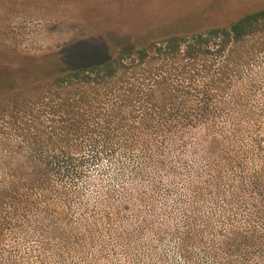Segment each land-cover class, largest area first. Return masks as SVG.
I'll return each mask as SVG.
<instances>
[{
  "label": "trees",
  "instance_id": "trees-1",
  "mask_svg": "<svg viewBox=\"0 0 264 264\" xmlns=\"http://www.w3.org/2000/svg\"><path fill=\"white\" fill-rule=\"evenodd\" d=\"M19 64L0 75V95L20 85L17 77L45 81L37 105L19 110L24 119L0 110V264H32L34 246L22 247L32 237L48 251L49 217L72 216L67 183L102 151H142L189 127L204 129L197 157L208 168L188 186L189 232L199 235V226H190L206 204L203 224H212L219 208L220 226L231 233L224 254L200 238L221 264L236 257V234L248 240L245 253L264 247V7L225 26L160 32L139 44L104 42ZM11 129L24 145L13 142ZM234 207L246 221L242 236ZM64 230L54 238L63 246Z\"/></svg>",
  "mask_w": 264,
  "mask_h": 264
},
{
  "label": "rangeland",
  "instance_id": "rangeland-1",
  "mask_svg": "<svg viewBox=\"0 0 264 264\" xmlns=\"http://www.w3.org/2000/svg\"><path fill=\"white\" fill-rule=\"evenodd\" d=\"M262 7L264 0H0V75L18 63L80 53L104 42L139 44L160 32L229 25ZM17 79L20 85L0 95V110H17L14 114L21 120L19 110L37 105L45 80ZM15 92L22 94L9 98ZM203 130L186 128L142 151H102L67 183L73 193L72 216L49 217L54 229L48 230V251L41 250L36 237L28 247L22 246L26 250L34 246L32 264H221L202 244L205 239L225 253L222 242L231 233L220 226V209L212 210V224H203L210 207L201 204L198 221L190 226H199L197 236V228L189 232L185 225L189 213L184 206L192 199L188 186L197 176L208 174L207 165L197 157ZM8 131L13 142L24 145L16 131ZM235 207L233 224L241 235L246 221L242 209ZM60 226L68 228L64 246L54 240ZM234 238L237 255L224 264H264V247L245 253L248 240L243 244L240 236ZM41 255L46 257L44 263L38 261Z\"/></svg>",
  "mask_w": 264,
  "mask_h": 264
}]
</instances>
